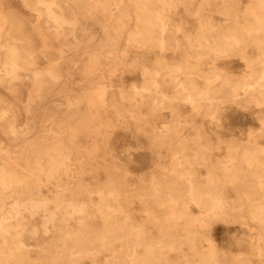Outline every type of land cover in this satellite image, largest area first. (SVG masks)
<instances>
[{"label": "bare ground", "instance_id": "bare-ground-1", "mask_svg": "<svg viewBox=\"0 0 264 264\" xmlns=\"http://www.w3.org/2000/svg\"><path fill=\"white\" fill-rule=\"evenodd\" d=\"M22 1L23 6L36 14L40 29L47 31L44 39L71 35L75 42L83 43V37L85 42L97 37L96 27L86 19V11H96L93 0ZM98 1H104V9L109 10L100 11L104 39L101 56L117 64L119 71L128 67L131 52L137 56L152 55L155 62L151 66L140 60L135 62L133 67L143 72L146 79L133 96L121 93L118 101L113 95V85L101 82L99 85L103 86L95 90L99 100L86 92L68 97L64 118L51 121L40 134L37 133L39 122L34 119L38 102L48 95L53 85H60L63 78L73 76L72 70L77 69V73L79 66L75 67L76 64L63 56L55 60L48 58L47 66H39L31 75L28 68L38 62L31 37L24 31L27 19L12 4L5 6L4 11L0 6V86L16 102L5 105L7 100H4L0 136L18 144L10 146L0 141V264H82L85 260L90 264H116L101 261L98 256L113 252L117 241L122 243L123 238L131 242L135 238L136 245L129 243L118 264H161L162 261L164 264H229V249L215 240L214 226L249 219L253 230L264 240V163L249 158L241 163L243 168L235 167L233 162L232 167L221 163L219 166L226 171L224 178L210 174L201 181L197 172H175L174 167H171L172 174L167 175L168 168L162 154H158L157 162L151 163L150 168L164 176L151 179L148 201L166 209V217L173 218L168 233L158 242L146 237L144 227L136 231L124 229L131 214L127 197L115 186L114 178L108 177L106 187L97 190L99 203L85 187L84 179L91 176L95 182L99 181V173L94 171L98 167L96 161L110 150L111 134L120 128L114 126L113 120L131 118L148 123L156 110L166 108L175 113L173 120L180 122L183 120L180 105L191 106L200 119L227 120V110L222 104L230 91V101L245 100L247 104L264 108V0H248L244 10L240 0ZM182 13L195 19L198 27L194 33L188 32L184 26L187 22L179 18ZM213 14L222 16L223 21H214ZM78 30L82 37L77 36ZM123 40L126 44L121 49ZM182 41L187 44L184 49ZM178 51H182L180 59H177ZM168 52L172 60H167ZM40 54L46 58L53 55L50 49H43ZM234 57L245 64L240 73L227 62L221 63ZM30 79L34 93L29 95L34 98L28 100L25 110L33 116H27L24 126L19 127L16 108L21 101L17 95ZM49 101L54 105L55 100ZM149 101L151 109L145 115L141 109ZM260 113L264 115V110ZM260 121L264 127V118ZM196 125L200 137L203 130L201 125ZM122 126L121 130L129 131L125 123ZM178 132V128L167 127L162 134ZM246 132L250 137L257 134L253 128ZM210 133L215 134L213 130ZM158 147L161 149L163 145L158 143L152 149ZM199 149L201 153L205 147L200 145ZM243 151L245 155L248 153L246 149ZM172 153L175 161L177 155L183 154L184 164L192 165L187 163L185 152L174 150ZM127 158L133 161L132 156ZM241 178L244 182L256 183L261 191L238 194L237 202H231L224 185L236 186ZM189 204L206 211L209 219L202 213L195 219ZM40 211L46 213L47 223L52 226L53 241L38 250L35 244L38 229L29 227L27 217ZM97 214L103 216L102 230L94 223ZM114 218L118 219L117 224ZM71 220L78 223L77 229L66 227ZM183 220L188 224L180 234ZM195 221L203 231L202 244L192 227ZM233 237L240 246H247V238ZM134 246L144 248V257H137L140 253ZM204 247L206 250H202Z\"/></svg>", "mask_w": 264, "mask_h": 264}, {"label": "rangeland", "instance_id": "rangeland-1", "mask_svg": "<svg viewBox=\"0 0 264 264\" xmlns=\"http://www.w3.org/2000/svg\"><path fill=\"white\" fill-rule=\"evenodd\" d=\"M93 1L94 5H92L96 7V11H86V19L91 26L94 25L96 27L97 37L92 42H85V38L83 37V39L81 38L83 43H80L75 42V39L71 35L66 38L55 37L54 39H44L43 35L47 34V31L40 29V26L37 24L36 14L23 6L22 0H0L1 10L4 11L5 6L12 4V6L27 19L24 31L31 37L32 48L37 53L36 59L38 62L28 68L31 75L34 74L33 72L39 70V66L46 67L48 58L55 60L63 56L71 61L73 65L76 64L75 67L79 66V71L77 73L75 72L77 69L72 70L73 76L63 78L60 85H53L48 95L38 102L36 106L37 109L34 112V119L39 122L37 129V133L39 134L42 133V129L51 121L62 120L64 118L67 105L66 99L68 97L78 96L86 92V94H89V97L92 96L96 101L99 100L95 94V90L103 86L99 85L101 82L113 85V95L118 101H120L121 93L127 96H133L135 90L139 91V88L143 86L144 80L146 79V75H143V72L133 67L135 62L140 60V62L146 66H151L155 62V57L152 55L137 56L134 52H131V56L127 58L128 67H126L125 70L119 71L117 64L109 61L107 58H103V56H101L102 45L104 44L103 34L101 32L103 16L100 11L106 10L104 9L105 6L102 5L105 2H100L98 0ZM240 1V7L244 10L248 0ZM179 18L187 22L184 26L187 28L188 32L194 33L196 31L198 25L193 17L182 13L179 14ZM211 18L214 21H223V17L217 14H213ZM87 33L88 31H86L85 37ZM81 35L82 32L78 30L77 36L80 37ZM124 40L121 42V49L125 47L126 42ZM181 44L183 49L187 45L185 41H182ZM43 49H50L53 55L47 58L42 56L40 51ZM176 54L178 56L177 59H180L179 56L182 54V51H178ZM172 58L170 52H168L167 60H172ZM225 62L230 64L233 69H237L236 71L238 73L243 70L245 65L239 57L221 61L222 64ZM0 74H2L1 71ZM31 81L32 79H30V81L27 80L26 86L21 87L17 95L22 102H20L16 108L18 110L16 119L19 127L24 126L27 116H33V114H27L25 110L28 100L34 98V96L31 97L29 95L31 93L33 95L34 93L32 92L33 87ZM121 87L123 89H120ZM168 91L171 94L172 91ZM230 92L228 95L229 98L224 96L225 99L223 101L225 102L222 104L225 110H227L226 116L229 117L227 120L212 121L211 118L207 117L203 119L197 118L191 106L183 105L179 106L180 116L183 117V120L180 122L174 121L173 118L175 113L166 108L156 110L155 116L151 118L148 123L147 121H145V123H143V121L138 122L131 118H127L125 121L113 120L114 126L120 128L114 130L111 134V141L109 144L110 150H107L103 159L99 158L96 161L98 167L94 171L99 173V181L95 182L91 176L84 179V185L86 188H89V192L92 193L95 202H100L98 194H96L97 190L106 187L104 184L108 177L114 178L115 186L121 188V191L127 197V203L131 214V219L124 223V229L126 231H136L144 227L146 237L152 241L158 242L159 239L162 240L168 233V225L173 224L171 222L173 218L166 217V209L154 204L152 201H148L150 189L152 187L151 179L153 177L157 178L164 176L162 172L152 171L150 168L152 167L151 163L157 162L158 154H162L163 163H165L168 168L165 170V172L168 173L167 175L172 174L174 170L171 169V167H174L175 172L176 170L177 172H183L185 170H189L191 173L197 172L196 176L200 177L201 181H204L210 174H213L216 178H224L226 171L223 167L219 166L221 163H228V165L232 167L230 164L233 162L232 164L237 168L242 167L240 165L246 158L255 162L264 163V127L263 123L260 121L261 118H264V115L260 113L264 108L258 107L255 104H247L245 100H241L240 103H234L230 101ZM240 93L243 95L242 91ZM4 100H7L5 105L16 103L14 98L0 86V102H3L0 103V114L4 111ZM49 100H55L54 105L50 103ZM151 103L152 102L149 101L147 104L143 105L141 112L148 115L149 111L147 110L151 109ZM124 123L129 127L128 132L121 130ZM200 123H202V125ZM176 124H179V127H174V125L177 126ZM196 124H199V126L201 125V131L203 130V132L200 133V137H198L196 133ZM167 127L178 128L180 132H178V134L163 135L162 131ZM249 128H253L257 131V134L250 137L248 132H246ZM138 129H140L139 133H137ZM212 130L215 134H218L220 138L215 136V134H208ZM160 133L162 134L161 137L156 135ZM0 141L4 143V137L0 136ZM5 142L10 144V146L18 145L17 142L13 143L9 142V140ZM89 142L91 145L94 144L91 139H89ZM158 143H161L163 148L160 149L158 147L152 149ZM200 145L205 147L201 153L199 149ZM243 149L248 150L246 155ZM174 150H178L180 153L185 152L188 159L186 160L187 163L191 162L192 165L184 164L185 162L183 159L185 156L183 154L177 155L178 159L175 161L172 155V151L174 152ZM197 154H200V156H198L199 159ZM100 155H102V153ZM128 156H132V162L128 160ZM174 163H182V165H176ZM239 176L243 177L242 175ZM236 186L231 183H225L224 185V190L230 198V201L235 203L237 202L238 194L245 192L248 194L249 191H261L257 189L258 185H256V183L244 182L242 178L241 183H238ZM188 207L195 219L201 213L206 220L209 219V215L206 214V211L201 210L198 206L189 204ZM146 211L149 213H146ZM27 220V222L30 223L29 227L38 229V234L35 236V244L38 250H41L48 243L53 241L52 226L50 223H47V217L44 211L36 212L33 216H28ZM113 220L115 224L118 223L117 218ZM94 223L99 230H102L105 226L103 216L100 214L95 216ZM187 224L188 222L186 220L180 222V234H182V229ZM78 226V223L71 220L66 227L77 229ZM192 227L196 229L195 233L199 237V243H204L202 239L203 231L200 230L198 221H195ZM252 227L253 224L249 219H238V221L232 225L218 223L214 226L213 236L215 240L221 247H227L229 249L227 257L229 264H264V240L261 241L258 231L253 230ZM48 229H50V232H48ZM137 233L141 234L139 230ZM235 235L238 237L241 236V239L247 238V246H240L239 243L233 239ZM134 239L135 238H132V242L131 239L126 238L122 239V243L117 241L113 252H102L99 254L98 259L116 264L120 263L129 247V243H134V245H136ZM202 250H206V248L204 247ZM137 251L140 253L139 255L137 254V257H144L143 247L137 248ZM82 264L90 263L85 260ZM161 264H164V262L162 261Z\"/></svg>", "mask_w": 264, "mask_h": 264}]
</instances>
